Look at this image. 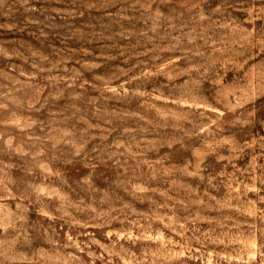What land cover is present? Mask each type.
<instances>
[{"label": "rangeland", "instance_id": "rangeland-1", "mask_svg": "<svg viewBox=\"0 0 264 264\" xmlns=\"http://www.w3.org/2000/svg\"><path fill=\"white\" fill-rule=\"evenodd\" d=\"M0 264H264V0H0Z\"/></svg>", "mask_w": 264, "mask_h": 264}]
</instances>
